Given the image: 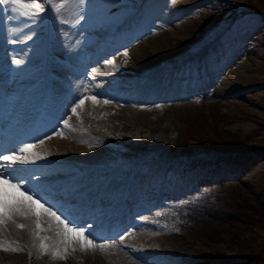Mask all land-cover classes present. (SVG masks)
Returning a JSON list of instances; mask_svg holds the SVG:
<instances>
[{"label":"rangeland","instance_id":"374dc122","mask_svg":"<svg viewBox=\"0 0 264 264\" xmlns=\"http://www.w3.org/2000/svg\"><path fill=\"white\" fill-rule=\"evenodd\" d=\"M88 1L94 3L91 9L94 11L95 16L97 12L100 16L102 6L107 5L106 7L113 8L115 5L119 7L125 5L126 7L130 6L129 9H132L129 14L139 18L142 17L141 24L137 25L135 21L134 26L130 28L123 41L127 39V36L135 33L148 36L141 38L137 34L135 39L139 41L133 45L128 42L115 52L121 51L117 54L128 51L144 39L154 38L165 33L177 34L176 36L181 40L180 46L186 52V57L190 59L191 55L194 54L196 60L192 58L191 61L195 64L197 62L196 66L191 69L192 63H189L185 64V68L176 66L169 71L168 68L165 69L166 67L164 68L161 65L155 67L148 77L151 78L152 75L160 78L167 75L164 78L165 82L180 81L183 88L186 86L194 87V84L201 83V89H204L209 95L203 93L200 99L193 96L190 99L174 100L175 107L171 109L162 106L144 111L140 107L149 105L142 104L134 99L140 93V90H138L139 83H136V87L130 90L114 87L112 92L120 94L126 99L122 97L118 98L119 100L116 98L115 100L100 98L99 105H101L103 111L105 112V109L108 108L106 110L108 113H105L106 117L112 118L115 116L114 109L122 111L131 109L132 112H135L134 109H138L136 112L142 111L141 114L130 119L120 118L115 126V124H109V121L104 123L97 118L98 116L95 117V114H90V105L86 103L88 109L84 107V104L82 107H78L79 109L77 108L75 114L69 116H72L71 119L74 121H79L82 117L86 120L94 119L96 124L86 123L84 126V123H81V127L80 125L72 126L68 118L67 126H59L58 132L63 133V139L66 137V139L71 138L77 143L80 141L82 143L85 139L88 140L87 145H85L89 147L85 149L88 150L87 155L86 151H78L80 152H76L78 158L83 157L82 160L85 161L87 160L85 159L86 156H91L93 158L88 159L90 162H102L110 171L123 169L124 162H121V160L124 161L126 157L129 158L133 155H145L149 160L156 162V165L157 163L164 165L174 161L175 163L169 166L172 169L166 174L165 166L161 168L160 165H157L153 169L158 170V173L161 171L157 176L160 181L172 183L173 180L172 185L170 184L173 187L175 182L181 184L183 182L182 178L185 177L187 180L191 178L193 170L201 176V181L206 182L211 181L210 177H217L225 171H240L239 178L241 179L240 181L236 180L237 185L235 187H222L220 183L216 185L213 182L210 185L208 183L201 184L200 181L201 185L198 186V189L193 188L194 190L185 193L189 197V203L179 208L177 213H172L173 216L170 217L172 214H169L166 217L156 216L154 218V215H149V217H152V222L146 232L156 231L153 236L156 240L160 238L159 235L164 238H175V241L171 238L167 240L168 242L163 241L162 244L164 245H157L159 247L153 250V252L156 251L162 254L168 251L167 257L160 260L158 264H264V27L263 25L260 26L262 20L257 15H252L251 12L254 8L264 12V0H198L199 2L195 6H192L194 0L189 2H187L188 0H174V3L171 1L168 3V8L165 10H163V5H157L162 2L160 0ZM163 1L168 2V0ZM235 1L242 2L244 6L247 4L248 8L241 9L235 5ZM223 5L225 6L223 7ZM71 7H74V4L71 3ZM171 7L179 8L180 11L177 15L171 14ZM241 11H247L245 17H251L246 20L251 21V29L240 30V19L233 22V16L240 14ZM135 12L140 13V15H136ZM219 14L221 15L217 19ZM46 15L51 19V13ZM119 16L120 14L111 17L109 25L107 21L103 20V25L101 28H96V31H102L103 29L106 31L107 26L108 29H112L114 23L123 24L122 19L124 17ZM66 19L70 20L71 17L68 15ZM100 19L102 20V18ZM17 20L16 28L20 27L21 31H19L20 33L17 31L16 34L24 38V35L29 32L27 30H29L31 24L21 22L18 16ZM166 20L169 21L168 24L165 26L159 25V21ZM222 20H226V23L230 22L233 26L232 30H235V32L240 30L238 36H241V38L238 40L241 41H236L234 47L226 51L224 55L218 50L216 56L214 46L217 38L215 39L213 36L218 30L213 33L212 28L214 24L216 25ZM150 22L156 24L150 25ZM23 28L27 29L24 30ZM209 31L213 34L209 35ZM63 33L68 35L65 30ZM120 40L122 39L120 38ZM18 42L23 44L25 38L14 44ZM70 42L73 44V41ZM116 44L118 43H115L114 46ZM68 48L70 50L67 49L66 53L69 55L74 53L75 49L72 46L69 45ZM34 49L33 44L26 46V50L16 51L17 59L23 61L22 57L27 54L33 55ZM107 52L111 53L94 56L97 63H94L92 73L96 74L97 71L100 73L106 72L104 63L101 62L105 61V65H107V61L114 59L117 55H114L112 51ZM242 62H247V66L244 64L240 67ZM197 71L202 74L201 77L196 78ZM92 79H90V82ZM92 81L94 86L99 87L101 84L95 80ZM103 81L105 83L109 82L106 79H103ZM114 85L122 86L118 83ZM225 86L229 87L227 89L232 92H239L240 95L235 98V96L220 97L219 94H215V90ZM19 90L20 88L15 89L13 93L16 95ZM91 92L90 96H97L96 92H92V94ZM197 93L196 91L194 95H197ZM104 100H109L110 103L105 104L102 102ZM227 102H234L235 105L229 106L225 104ZM155 104L160 103L156 102ZM83 108H85V111H83ZM87 115L89 117H85ZM106 125H108V132L103 130ZM120 126L125 129L123 132H121ZM72 135H75V138ZM223 154V161L217 163V157ZM198 163H203V165H195ZM207 164L214 165V168L209 169ZM147 165L143 164V167H145L143 173L146 176L152 173L151 168L146 167ZM183 169L184 174H182ZM175 176L177 177L174 178ZM241 181H245V185ZM175 198L180 200V195ZM193 198L201 200L190 201ZM195 203L199 206V211L204 207L209 208V212H206L205 215L207 216L206 219L210 220L214 218V212L219 215L225 210L228 211L227 215L225 214L228 219L227 224L216 226L217 222H213L211 226L206 227L208 231H203L198 227L195 228L193 226L197 221V218L194 219L195 215L193 214ZM125 205L129 206L130 204L126 203ZM153 211H157V208ZM95 226L97 224H93L90 229L94 230L92 228ZM212 228L217 230L213 232ZM175 229H182V231L175 236L167 233ZM131 231H126L120 237L114 238L113 241L121 240V237H123L122 242L126 239L128 241V238L134 236V232L132 235ZM186 231L189 235H186ZM176 241L178 242L176 243ZM172 242L175 246L171 245V248H169V243ZM169 252H172V254H169ZM137 257L141 258L140 256ZM141 263L148 264L149 262L141 261Z\"/></svg>","mask_w":264,"mask_h":264},{"label":"bare ground","instance_id":"6f19581e","mask_svg":"<svg viewBox=\"0 0 264 264\" xmlns=\"http://www.w3.org/2000/svg\"><path fill=\"white\" fill-rule=\"evenodd\" d=\"M189 1L190 0H188L187 2H189ZM196 4H197V2H192V6H195ZM2 27L3 26L0 23V32H1ZM176 35L177 34H174V33H172V34L171 33H165V34L156 36L154 38L144 39L142 42H139L138 44L134 45V47H132L131 49H129L127 51V53H128L127 57H125L122 53L117 54L116 57L111 60L114 62L113 64L107 63V65H105L106 69L104 68V70H106V72L100 73L97 71V73L95 74V78L97 80H99V79L108 80L110 83L106 82L105 84H103V85H107V87H110V86L114 87L115 86L114 84H116V83H118L122 86H129L131 83L135 82L139 78V76H141L142 74H147L152 69L154 70V68L157 66H161V65H165V64H166V66H169L170 63H176V61H178V60L180 61V59L184 58L183 55L185 54V52L182 50V48L180 46L181 45L180 44L181 43L180 38ZM244 64H245V66H247L248 63L242 62L240 67ZM80 67H81V69H83L86 66H84V64H80ZM230 72H233V71H230ZM92 75L94 76V73H92ZM65 79L66 78H64L63 80H65ZM158 80L154 81L153 83L155 84ZM111 82H113V83H111ZM227 88H229V87L225 86L223 88H220L219 90L217 89V90H215V94H219L218 96H220V97L235 96V98H237L240 95L239 92H232ZM94 90H97V89L94 88ZM195 90L200 91L201 93H202V91L205 92L204 89H201V87L197 88ZM168 91H169V93H167V95H160L155 100H150L151 97L149 98L147 96H142V97H146V98L144 100H141V97H139L138 100L140 101V103H142V101L147 102V104H150L151 102H153L154 104L156 102L160 103V104L140 107V109L144 110V111H148L150 109H157V107H162V106L166 107V108L170 107L168 109H171V108L175 107L174 100H180V99H182L181 98L182 96L192 97V94L190 92H183L181 90L173 89V87H171V88L168 87ZM149 93L154 94V93H160V92L151 91ZM205 93H207V92H205ZM196 96L198 98L201 97L198 94ZM85 102H86V100H85ZM86 103L88 105H90V107H89L90 108L89 109L90 114H93V115L95 114V117L98 116L97 118L99 120H102L104 123H107V121H109L110 122L109 124H115V126H116V122H118V119L119 120H120V118L130 119L134 116L141 114V112H142V111L136 112V110H138V109H134L135 112H132L131 109H126L124 111L114 109V112L116 113V115L113 117L110 116L112 118H108V117H106V114H105V113H108V112H106V110H108V108L105 109V112H104L103 108L100 107L101 105H99L100 103L99 104L98 103L93 104L91 101L86 102ZM86 103L84 106L85 108H87ZM225 104H228L230 106V105H233L234 102H227ZM85 108H83V111H85ZM71 117L70 116L68 117L69 123L72 124L73 126L80 125V127H81L82 126L81 123H84V126L86 123H91L92 125L96 124L94 119H92V120L87 119L86 120L84 117H82L79 120L80 121V123H79V121L72 120ZM85 117H89V115H87ZM120 127L122 129L121 132H123V130H125V129L122 126H120ZM77 128H76V130H77ZM104 128H103V130H105V131L107 130L106 132H108V125H106ZM116 128H118V127H116ZM84 132H86V131H84ZM116 133H118V132H116ZM72 136H73V138H75V135H72ZM80 142L77 143L76 141L71 140V138L66 139V140H64L62 138H60L58 140L52 138L48 141H44V143L40 144V148L43 150L46 149V150H48V152L45 153V155H43L46 158L41 159V160L44 162V160L46 159L48 161V163H45V164H49V165L64 162V166H69V164L66 161H71L70 160V158H71L72 160H74L72 162V164H75V163L77 164V163H79V160H82L83 157L81 156L82 157L81 159L78 158V155L76 154V152L77 153H80L78 151L85 152L86 151L85 149L87 147L85 145H87L88 140L85 139L82 143H80ZM87 148H89V147H87ZM87 152H88V150L86 151V155H87ZM89 153H88V155H89ZM223 156H224V154L219 155V157H217L218 159L216 160V162L217 163L222 162ZM84 157H85V155H84ZM89 158L92 159L93 157L86 156L85 159L88 160ZM37 160L39 162H41L40 159H37ZM87 160H85V161H87ZM82 161H84V160H82ZM87 162H89V160ZM157 164H159V163H157ZM159 165L161 166V168L162 167L164 168V166H165V164L163 165L162 163ZM195 165L201 166V165H203V163H198ZM207 165L209 168H214V165H212V164H210V165L207 164ZM156 166L157 165L155 163H152L151 166H149V165L146 166V167H150L152 170V173H149L147 176L145 175V173H142V174L138 173V174L132 175L133 181H131V183H136V185H137V186H133L132 188L133 189H138V188L142 189V191L144 193V199L149 200L151 198H154V201L152 202V205L150 207L146 208L143 211H137V212L132 211V213L130 212L129 216L134 217L135 219L128 220L126 222L125 226H128L127 228H131V227L134 228L131 231V234L134 232V236H131L130 238H128V241H127V239H126V241H123V242L121 240L113 241L114 238L120 237L121 235H123V233H125L126 231H129V229H126L122 234H120L121 230L124 226L118 227L117 229L111 230V231H105L104 229L103 230L98 229L97 232L91 231V233L96 238L97 242L106 243L108 245L104 250H100L99 248H96L94 250H89V251H80L79 245L74 243L72 245V247L76 248L75 252L69 250L65 259L54 260L50 255H41L40 254V249H39L40 241L35 239V237L32 235L33 231H38L35 228V219L36 218L35 217H31V218L17 217L16 223L17 224H25V225H27V227L21 229V228L16 227V225L13 223H8L5 225V227H0V236L3 238H6L7 235H5V233L11 232L10 234H8L9 238H8L7 242L10 244L11 243H15V244L22 243L24 245L28 244V249L26 251V255L29 256V252H31L32 255H31V257L29 256L30 259H27L24 256L20 257L22 255V251H19V252L7 251V253L0 252V264H142L141 261H147V262H149L148 264H158V262L160 260L167 257L168 251L165 252L164 249H162L164 247H162L161 249L165 252V254H162V253H159L156 251L153 252V250L157 249V247H159L157 245H161L163 243V241L170 240L169 238H171V239H173V241H175L174 240L175 238H172V237L164 238L161 235H159L160 238L156 240L153 237L155 235L156 231L151 230V231L146 232L147 230H149V225L152 222L151 221L152 217H149V215H154V218H155L156 216L166 217L169 214L177 213L179 211V208L183 207L185 202L189 200V197L187 195H185V193H186L185 191H187V192L192 191V190L198 188L199 185L206 184V182H201V184L200 183H193V182L189 181V180H191L190 178L188 181L182 182L181 184H177V182H175V186L174 187L170 186V187H173L175 189L176 194H179V193L181 194V197H180L181 202H180L178 199L173 197L176 194L172 193L173 192L172 190H166L165 189V186H167L165 183H168V182L167 181L166 182L160 181L159 179H157V176L161 173V171H160V173H158V170H153ZM170 166H172V164ZM239 173H240V171H238V170L225 171L224 173L220 174V177L217 175V177L212 178L211 182L208 183V185H210L213 182V183H216V185L220 183L221 184L220 186H222V187L223 186L235 187L237 185L236 180L240 181V179H241V178H239ZM127 175H129V173H127ZM197 176L200 177L199 174H196V176H195L196 178L194 180L198 181ZM112 177H113V179L116 177L119 179H118V181L117 180H112V181L110 180L109 182H105L106 180H98V179L94 180V179H92L91 181H89L87 183L86 186L82 187L83 191L80 190L79 191V192H81L80 194L69 199L68 202L75 200V199H77L75 201H78L82 194H88L87 197L92 198L93 195L95 196V193H96L95 199L92 200L93 203H95V200H96L95 207L93 209H91L90 207L84 206L83 209L86 211L85 213H87V215H83V217L81 219H80V215H77L78 217L73 218L76 220V222L78 224L84 225L82 222L84 220H89L90 221L89 223H92L91 225L97 224V226H99V225L103 226L104 221L109 217V212L113 208H115V206H118V202L121 203L119 208H121V206L126 207L127 209L129 208L130 205L126 206L125 205L126 203H124V201L122 202L123 198H124V200H128L131 198L128 193H126V195H125L127 181L123 180L124 176H119V174L118 175L114 174ZM128 179H131V177H128ZM135 179H136V181H134ZM171 180H170V182H171ZM140 182H141V184H146L148 187L143 189L142 187L139 186V185H141ZM173 182L174 181L172 180V183ZM241 182L243 184L245 183V181H241ZM157 183H159V184H157ZM172 183H169V185ZM160 185H163V186H162L161 190L157 191V189ZM141 186H143V185H141ZM167 187H169V186H167ZM238 187H240V186H238ZM169 191H171V193H169ZM183 195H185V196H183ZM193 200H201V199L193 198L190 201H193ZM208 201H207V203H208ZM131 202L132 201H129V204H131ZM111 205H113V206H111ZM110 206H111V208H110ZM92 207H93V205H92ZM99 207H101L102 209H105L106 210L105 212H107L108 215L105 212L98 214V208ZM72 208H73V206H72ZM155 208H157V211H153V209H155ZM208 209L209 208L204 207L203 209H201L199 211V206H197V204L195 203V206L193 208V210H194L193 214L195 215L194 219L197 218V221L193 225V226H195V228L198 227V229H201L203 231H208V229L206 227L211 226V224H213V222L214 223L217 222L215 224L216 226H222L223 224H227L226 222L228 219H227L226 215H227L228 211L225 210L224 212H221L222 215L221 214L216 215V212H214V215H213L214 218L212 220H210V219H206L207 216L205 215L206 212H209ZM124 210H122V211L124 212ZM79 212H82V209H80ZM113 214H115V213H113ZM91 215H94L93 219H91ZM173 215L174 214L170 215V217ZM228 215H230V214H228ZM126 216L127 215H124V217H126ZM94 218H95V220H94ZM136 218L139 220H137ZM39 219H40L41 228L48 229L47 231L39 232V235L51 237L52 241H55L57 239V237L55 235L56 227H57L55 222L49 221V219L44 215H41ZM124 219H126V218H124ZM147 219H148V221H147ZM191 219H192V216H191ZM201 221H202V223H201ZM216 226H214V227H216ZM215 230H217V229L212 228L213 232ZM181 231H182V229L181 230L175 229V230H170L167 233H169V235L175 236L177 234H180ZM185 233H186V235H189L187 231ZM156 235H158V234H156ZM234 236H236V235H234ZM156 237H158V236H156ZM230 239H231V237H230ZM52 241H46V243H51ZM177 242L178 241H176V243ZM227 242H228V240H227ZM162 245H164V244H162ZM171 245L175 246V244H173V242H172L171 244L169 243V248H171ZM169 254H172V252H169ZM137 256H140L141 258H139ZM165 261H167V260H165Z\"/></svg>","mask_w":264,"mask_h":264},{"label":"snow or ice","instance_id":"6c2138e0","mask_svg":"<svg viewBox=\"0 0 264 264\" xmlns=\"http://www.w3.org/2000/svg\"><path fill=\"white\" fill-rule=\"evenodd\" d=\"M69 2H74L78 6L83 5L86 0H0V13H6L5 19H15L18 17L25 18L23 23L31 24L33 26L39 25L45 19L43 14L47 11H53L60 15L62 10L68 5ZM174 3V0H171ZM84 19L83 14H80L75 19L73 27L80 25ZM64 23V20L60 21ZM27 40L32 39L31 33H26ZM12 43L17 41L13 40ZM125 57L128 56L127 51L122 53ZM21 60L15 59L13 63L16 65L21 64ZM109 64L114 62L109 60ZM87 89H85V92ZM90 99L93 104L97 103L95 95L78 97V103L74 107H71V112L76 113L78 107H82L85 104V100ZM103 103H110L109 100H104ZM67 126L68 121H63ZM55 135H59L64 138L62 132H55ZM52 138L51 134L48 136ZM39 143H44L41 139ZM35 147L34 143H25L16 149H13L11 154L0 152V227L13 223L18 228H25V224H17V217L31 218L35 217V228L38 231H33L32 235L35 239L39 240V249L41 255H50L54 260H63L66 258L69 250L75 252L76 248L72 247L74 243L79 245L80 251H89L99 248L104 250L108 245L106 243L97 242L96 238L89 231L92 227L91 224L80 225L75 219L65 214V212L58 208L55 204L44 198L36 190L39 186L32 185L31 181L33 177L19 175V173L30 171L29 169H20L13 167V165L35 163V159H44L37 153L32 152ZM30 154L35 159L29 160ZM26 185H28L26 187ZM46 216L49 221H54L56 224V237L55 241H52L51 237L40 236L39 232L47 231L48 229L41 228L40 216ZM121 241L123 237L120 238ZM46 241H52L46 243ZM0 250L19 252L24 251V248L15 243H8L0 240ZM31 252L29 256L31 257Z\"/></svg>","mask_w":264,"mask_h":264}]
</instances>
